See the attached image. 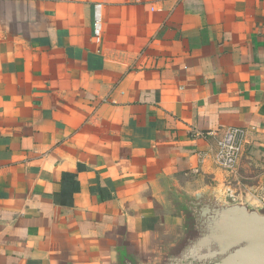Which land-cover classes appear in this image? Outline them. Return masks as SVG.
<instances>
[{
  "label": "crops",
  "instance_id": "obj_1",
  "mask_svg": "<svg viewBox=\"0 0 264 264\" xmlns=\"http://www.w3.org/2000/svg\"><path fill=\"white\" fill-rule=\"evenodd\" d=\"M263 180L264 0H0V264H150L180 194Z\"/></svg>",
  "mask_w": 264,
  "mask_h": 264
},
{
  "label": "water",
  "instance_id": "obj_2",
  "mask_svg": "<svg viewBox=\"0 0 264 264\" xmlns=\"http://www.w3.org/2000/svg\"><path fill=\"white\" fill-rule=\"evenodd\" d=\"M181 235L150 264H264V204L207 186L180 194ZM121 264H142L123 254Z\"/></svg>",
  "mask_w": 264,
  "mask_h": 264
},
{
  "label": "built area",
  "instance_id": "obj_3",
  "mask_svg": "<svg viewBox=\"0 0 264 264\" xmlns=\"http://www.w3.org/2000/svg\"><path fill=\"white\" fill-rule=\"evenodd\" d=\"M102 5L95 3L93 7V24L92 30L96 37H100L102 32ZM245 130L239 126H229L225 128L220 137L217 138L213 147L199 151V159L210 158L215 165L228 173H234L238 161L243 153L245 145ZM193 173L198 172V168L192 169ZM235 198L231 193H228ZM250 196H254L252 193Z\"/></svg>",
  "mask_w": 264,
  "mask_h": 264
},
{
  "label": "rangeland",
  "instance_id": "obj_4",
  "mask_svg": "<svg viewBox=\"0 0 264 264\" xmlns=\"http://www.w3.org/2000/svg\"><path fill=\"white\" fill-rule=\"evenodd\" d=\"M263 184H264V180H263ZM262 190H263V193H262V194H260V193L258 194V199H262V198L264 197V185H263V189H262ZM251 193H252L254 196L251 197V196H250ZM256 194H257V193H256ZM256 194L254 193V191H250L249 196L252 198L251 200H253V199H257V197L254 198V197L256 196ZM249 199H250V198H249ZM257 201H260V200H257ZM251 202H253L252 204H254V205L256 204V201H251ZM259 206H260V205H259Z\"/></svg>",
  "mask_w": 264,
  "mask_h": 264
}]
</instances>
